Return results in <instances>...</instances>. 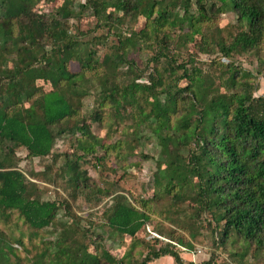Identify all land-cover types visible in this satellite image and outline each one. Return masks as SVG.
Masks as SVG:
<instances>
[{
  "label": "rangeland",
  "instance_id": "1",
  "mask_svg": "<svg viewBox=\"0 0 264 264\" xmlns=\"http://www.w3.org/2000/svg\"><path fill=\"white\" fill-rule=\"evenodd\" d=\"M86 1L34 0L29 6L31 12L48 22L58 20L56 31L65 36L61 34V40L54 41L44 32L35 35L34 41H18L19 48L26 47L20 50L19 58L15 53L4 59L9 68L13 60H18L22 62L20 65L31 66L33 70L62 62L68 73L79 76L66 91L78 113L62 123L60 130L66 132L55 140L49 156L30 158L23 148L10 153L0 145V159L5 166H15L23 173L30 196L39 202H54L58 208L51 224L40 230L31 228L17 211L0 208V247L10 245L18 264H34L43 251L52 253V245L65 242H74L81 248L82 259L101 257L104 250L123 264L143 263L150 257L149 252L169 244L184 263L264 264L262 252L234 237L221 245L208 223L210 215L196 216L197 203L190 194L174 199L165 190L158 176L165 168L159 161L160 144L148 130L138 127L133 118L142 111L148 112L152 98L148 103L140 99V107L134 108L123 102L116 106L105 98L113 88L121 90L130 88L132 83L147 84L149 77H156L162 83L155 86V93L165 100L169 95L178 96L181 88H194L195 80L201 77L203 96L210 99L239 90V86L230 85L233 73H237L238 83L247 81L251 88L258 87L252 93L254 98H264V43L225 57L217 44L229 45L238 31L232 13L219 14L211 22L201 24L195 35H187L188 26L183 30L165 25L155 30L142 15L125 16L111 6L101 9L99 16L94 15L90 6L83 8ZM112 1L99 0L106 4ZM166 2L174 15H182L185 8L196 13L195 0ZM14 29L17 35L18 21ZM0 64L4 68V63ZM30 84L38 94L53 89L45 79L30 80ZM186 104L187 101L180 102L179 109ZM23 106L27 107L28 103L24 102ZM80 124L90 129L99 139V145L94 154L77 158L80 180L73 184L70 168L65 164L67 158L75 161V156H82L74 149V133L69 132ZM189 150L190 146L179 147L184 157ZM186 192L184 188L182 193ZM120 195L149 216L144 230L134 238L119 234L107 224ZM11 262L14 263L13 257ZM104 262L101 260V264ZM148 264L175 262L166 256Z\"/></svg>",
  "mask_w": 264,
  "mask_h": 264
},
{
  "label": "trees",
  "instance_id": "2",
  "mask_svg": "<svg viewBox=\"0 0 264 264\" xmlns=\"http://www.w3.org/2000/svg\"><path fill=\"white\" fill-rule=\"evenodd\" d=\"M33 1L0 0V62L4 63V68L0 64V101H5L4 104L0 102V145L10 153L19 147L30 158H45L50 155L55 140L66 132L60 130L62 123L72 120L78 113L66 91L79 75L68 73L62 62L41 70L22 66L18 60H13L10 68L7 65L8 61L4 59L15 53L18 57L20 50L26 49L19 48L18 41H34L35 35L41 36L44 32H48L54 41H60L61 34L65 36V33L56 31L60 24L58 20L48 22L31 12L29 6ZM166 1L114 0L106 4L87 0L82 6H90L98 16L100 10L108 6L125 16L140 14L155 30L165 25L183 30L188 26L187 35H195L201 24L211 22L219 14L232 13L238 31L229 45L217 44L225 57L264 43V0H195L196 13L185 8L182 15H174ZM16 21L19 23L17 35ZM183 71L186 73L185 69ZM36 79L48 80L53 89L38 94L30 84V80ZM236 79L237 73H233L230 85L239 86L237 92L210 99L203 96L201 77L195 80L194 88H181L178 96L169 95L165 100L155 93V86L162 83L156 77H149L147 84L132 83L130 88L121 90L113 88L105 98L116 106L123 102L133 108L140 107V99L148 103L152 98L148 112L142 111L133 118L138 127L148 130L160 144L159 161L165 168L158 172V176L164 182L165 190L174 199L184 198L187 194L194 197L196 216L210 215L208 223L221 245L234 237L264 255V98L252 96L258 90L257 86L251 88L247 81L238 83ZM183 101L187 104L179 109V103ZM24 102L28 103L27 107L23 106ZM69 132L75 136V151L82 153L78 157L73 153L76 160L67 158L65 164L71 171L70 181L76 184L80 180L76 172L77 158L94 154L99 139L81 124L73 126ZM189 146L188 155L182 156L179 147ZM81 181H85L84 178L81 177ZM84 187L88 186L84 184ZM184 188L186 193H182ZM119 198L107 224L119 234L134 238L141 229L144 230L149 216L131 206L122 195ZM0 208L17 211L36 230L49 226L58 210L54 202H39L32 198L23 173L15 166H5L2 159ZM178 243L184 245L181 240ZM186 246L192 248L190 244ZM52 247V253L43 251L42 257H37L34 264H101V260L105 261L104 264H123L104 250L101 257L93 255L82 259L79 256L81 248H77L74 242ZM170 247L169 244L152 250L150 257L140 264L166 256L173 258L175 264H193L184 263ZM46 256L48 259H44ZM11 257L13 264H18L10 245L0 247V264H12Z\"/></svg>",
  "mask_w": 264,
  "mask_h": 264
}]
</instances>
